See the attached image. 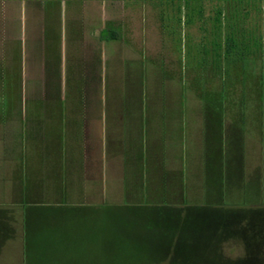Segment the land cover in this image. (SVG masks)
I'll return each instance as SVG.
<instances>
[{"label": "rangeland", "instance_id": "obj_1", "mask_svg": "<svg viewBox=\"0 0 264 264\" xmlns=\"http://www.w3.org/2000/svg\"><path fill=\"white\" fill-rule=\"evenodd\" d=\"M0 33V264H264V0H0Z\"/></svg>", "mask_w": 264, "mask_h": 264}, {"label": "crops", "instance_id": "obj_2", "mask_svg": "<svg viewBox=\"0 0 264 264\" xmlns=\"http://www.w3.org/2000/svg\"><path fill=\"white\" fill-rule=\"evenodd\" d=\"M47 6V5H46ZM45 5L44 6H38L37 4H35V3H33V4H27V6H25L26 8H24V6L22 7V6H20L21 8L20 9H22V13H23V15L24 16H22L21 17V19H19L22 23H24L25 21L27 22H29V20H30V22H33V21H36V22H38V24L36 25V26H38L39 25V23H45V22H47V21H49L50 19H48L47 21H46V19L45 18H42L41 17V15L42 14H44L45 13V11H46V7ZM50 7H49V9H47V11L49 12L47 15H49L50 16ZM25 13V14H24ZM39 17V18H38ZM19 20H18V22H19ZM36 26H35V28H33L34 29V31H37L38 32V34H36L35 35V33L33 32H30V34H31V38H29V44L26 42V40H28V38H25V44H26V51H27V54H28V51L29 50H27V47H28V45H30V47H28V48H30L31 49V54L33 55L34 54V51H36L37 52V50L36 49H38V48H40V41H41V39H40V37H41V32L40 31H38L37 30V28H36ZM44 32V31H43ZM21 37V38H20ZM19 38H17V39H23L22 38V36H20ZM35 46H36V49H35ZM1 61H2V36H1V33H0V76H1V66H2V64H1ZM95 115H96V112H95ZM121 115V114H120ZM93 117H91L92 119H93V121H95L96 120V122H94V125H96V132H100V129H105L106 131H108L109 130V132H110V134H111V137H112V135H113V132H114V129H115V124L116 125H120L119 123H118V120H117V122H115V123H113V121H114V119H123V117H121V116H119V117H114L113 116V114L110 112V113H104V115H103V113L102 112H100V113H98L97 115H96V117H95V119H94V115H92ZM91 119V120H92ZM99 119V120H98ZM106 119H108V121H106ZM90 120V121H91ZM102 120H104V122H101ZM97 123V124H96ZM103 125V126H102ZM88 127H93V124H92V121L91 122H89V126ZM121 127V126H120ZM89 129V128H88ZM121 129V128H120ZM111 137H110V142H111V145H112V139H111ZM112 156V155H111ZM90 160H91V162L92 161H94L95 162V164H96V166H98V167H100V162H99V158H98V154H95V156H93V158H90ZM101 161H103L102 159H101ZM93 165V164H92ZM99 169V168H98ZM97 169V171H98V173H99V176L96 178V179H94V178H90V180H91V182H94V181H96L97 182V188H99V186L101 185V179H102V177L104 178L103 179V181H105V183H108V172L107 171H105L106 169H107V161H106V159H105V170L103 171V173H101V171L100 170H98ZM94 177V176H93ZM103 181H102V183H103Z\"/></svg>", "mask_w": 264, "mask_h": 264}, {"label": "trees", "instance_id": "obj_3", "mask_svg": "<svg viewBox=\"0 0 264 264\" xmlns=\"http://www.w3.org/2000/svg\"><path fill=\"white\" fill-rule=\"evenodd\" d=\"M226 46H227V49L226 50H228L229 52H227L228 54H231L230 53V51H232L231 49H232V43H230V42H227V44H226ZM227 54V55H228ZM226 55V54H225ZM219 58H220V56H218ZM196 209V208H195ZM195 209H193V210H195ZM204 209V208H203ZM202 208H201V210H203ZM190 210V209H189ZM193 213H198L199 215H202V216H205L204 214H202L203 213V211L201 212V211H196V212H193ZM199 218H201V217H199Z\"/></svg>", "mask_w": 264, "mask_h": 264}]
</instances>
